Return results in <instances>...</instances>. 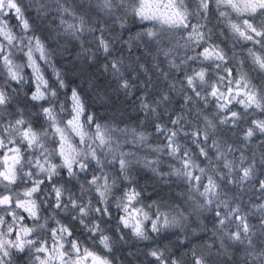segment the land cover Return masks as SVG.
Listing matches in <instances>:
<instances>
[{
    "label": "clouds",
    "instance_id": "clouds-1",
    "mask_svg": "<svg viewBox=\"0 0 264 264\" xmlns=\"http://www.w3.org/2000/svg\"><path fill=\"white\" fill-rule=\"evenodd\" d=\"M0 264H264V0H0Z\"/></svg>",
    "mask_w": 264,
    "mask_h": 264
}]
</instances>
